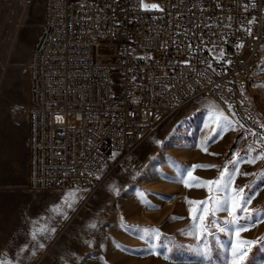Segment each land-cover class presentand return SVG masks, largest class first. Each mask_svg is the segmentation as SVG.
Returning <instances> with one entry per match:
<instances>
[{
  "label": "built area",
  "instance_id": "obj_1",
  "mask_svg": "<svg viewBox=\"0 0 264 264\" xmlns=\"http://www.w3.org/2000/svg\"><path fill=\"white\" fill-rule=\"evenodd\" d=\"M149 1L158 8H144L145 0H42L25 67L31 190L92 195L109 172L143 169L138 149L200 98L229 116L231 104L254 138L264 135L242 100L264 67V0Z\"/></svg>",
  "mask_w": 264,
  "mask_h": 264
},
{
  "label": "rangeland",
  "instance_id": "obj_2",
  "mask_svg": "<svg viewBox=\"0 0 264 264\" xmlns=\"http://www.w3.org/2000/svg\"><path fill=\"white\" fill-rule=\"evenodd\" d=\"M145 4L155 3L145 0ZM23 17V27L17 31ZM43 20L42 0L26 5L18 4L17 0L0 1V113L3 104L4 107L7 103V106H18L21 102L20 94L11 97L9 76L14 71L18 73V80L26 77V45H30L35 32L40 33ZM261 84H264V67L257 88H245L242 100L264 123V87ZM18 89L17 83L15 91ZM213 104L218 106L213 99H196L167 119L137 151L144 168L109 172L92 195L79 188L31 190L20 141L7 177L2 169L6 146L1 144L6 135L0 123V255L6 254L13 264H231V249L235 244L237 251L241 248L248 251L242 264H264V241L247 246L241 244L242 240L255 241L264 237V223L234 235L235 228L249 224L251 218L238 211L235 224L232 223L234 217L229 214L231 188L227 194L213 192L216 199L225 203L205 217L206 232H200L199 222L196 228L191 227L193 220L189 209L195 208L198 215L201 206L185 200L203 201L208 192L204 186L186 187L184 181L189 184L192 178L213 181L221 170L232 168L231 161L236 159L237 153L246 157L250 147L256 149L253 156L264 150V145L238 126L215 135L209 110ZM70 123H75L73 115ZM205 144L207 153L201 150ZM193 165L219 167L192 169ZM238 167L241 173L249 175H236L233 187L243 188L242 196L255 195L247 205L249 212L264 208V159L255 164L242 159ZM185 170H190L191 176L182 175ZM72 192L77 199L68 208L63 202ZM141 193L145 194L143 199L147 203L141 202ZM58 205L62 206L67 218L51 210ZM93 222L96 227L89 228ZM42 226L55 228V232L38 233L37 240H32L30 233ZM137 227L159 229L161 238L151 242L142 239L141 233L135 230ZM41 243L43 248L39 247ZM150 243L159 255L148 251ZM25 245L27 249L20 253Z\"/></svg>",
  "mask_w": 264,
  "mask_h": 264
},
{
  "label": "snow or ice",
  "instance_id": "obj_3",
  "mask_svg": "<svg viewBox=\"0 0 264 264\" xmlns=\"http://www.w3.org/2000/svg\"><path fill=\"white\" fill-rule=\"evenodd\" d=\"M144 8H152L156 9L158 8V5L152 4V5H143ZM237 47H243V45H237ZM220 58H223L224 53L221 51L219 53ZM211 67V65H209ZM260 86L264 87V84H261ZM227 103V102H225ZM232 105H228V111L231 113V116L225 114V111L221 108H219L217 105L213 104L210 107V112H211V122L215 127L213 128V133L215 135H220L221 133H224L227 130H235L237 126H239L241 129H244L248 133H250L252 136L256 137L257 133L252 131L251 129H247L245 125L241 123L240 120L235 119L236 113L232 111ZM250 118V117H249ZM57 120H62L63 118L60 116L56 117ZM261 128H264V123H261L259 125ZM208 127V125H206ZM210 139V138H209ZM257 143L264 145V135L259 136ZM202 151L207 153V147L206 144L202 146ZM253 152H256L255 148H249L248 149V155L246 157H240V154H236V159H233L231 161L232 168L230 170H221L219 176L213 180V181H203L199 178H192V184H189L187 181H184L186 187L190 186H204L206 188V191L208 192V196L205 198L203 201H192L186 198L185 202L192 204V205H199L201 206L199 208V214L196 213L195 208H190V216H192L193 224L192 228L197 227V222H199L200 226V232L203 234L204 232L207 231L206 226L204 225L205 217L212 213L214 214L215 210L218 207H223L224 206V200L222 199H216L213 196V192H220L223 191L225 194H227L228 189H232V197H231V211L230 215H233L234 219L232 221L233 224H235V214L239 211L242 213H247L248 217L251 218V221L249 224H243V225H238L235 230H234V235H239L241 231H250L251 228H254L259 225V223H264V208L260 210H256L253 212H249V209L247 207L248 204L251 203L252 199L255 198V195L252 196H247V195H241L244 192V189L241 187H233L234 185V177L236 175H249L248 173H241L239 171L238 164L239 162L243 159L245 163L248 164H255L258 160L264 159V150L258 152L255 156L252 155ZM115 153L113 154V158L115 157ZM212 155H215L214 153ZM219 166L216 165H193L192 169L195 168H203V169H210V168H218ZM182 175H187L191 176V171L190 170H185ZM99 179V177H96ZM112 190L115 192L116 188L115 186H112ZM258 194V193H256ZM141 202L142 203H147L143 197L145 194L141 193ZM77 196L75 192L69 193L65 196L63 205L71 208L73 203L76 201ZM210 203L213 205L210 207ZM148 206H151L148 204ZM53 212H56L58 214H63L64 218H67V214L63 212L62 206H54L53 209H51ZM171 218V217H170ZM35 223V222H34ZM89 228H95L96 224L90 223L88 225ZM126 228H131L132 226L125 225ZM137 232L141 233L142 239L147 238L150 242L152 240H159L161 238V233L159 229H151V228H145V229H139L138 227L135 229ZM55 228H48L46 226H42L39 228H35L30 234L32 240H37V235L38 233L40 235H43L44 233H54ZM202 239V236H201ZM261 241H264V237H258L255 241H249V240H242L241 244L242 245H254L257 243H260ZM40 248H43L44 245L41 243L39 244ZM27 249V246L25 245L23 248L20 249V253H23ZM150 253L157 254L159 255L158 252H154L151 243L150 247L148 249ZM206 251H204V255L206 258ZM32 255H35V251L32 252ZM248 255V251L246 248H241L239 251H237L236 245L233 244L232 249H231V264H242V262L245 260V258ZM19 256V253H18ZM0 264H13V262L8 259L7 255H0Z\"/></svg>",
  "mask_w": 264,
  "mask_h": 264
},
{
  "label": "crops",
  "instance_id": "obj_4",
  "mask_svg": "<svg viewBox=\"0 0 264 264\" xmlns=\"http://www.w3.org/2000/svg\"><path fill=\"white\" fill-rule=\"evenodd\" d=\"M24 21L25 20L23 17L21 23H19L17 26V31H20L22 29ZM38 36L39 34L35 32L30 41V45H26L27 48L24 57L26 61L25 63H27L26 65H28L31 59L32 51L34 49ZM17 83L19 85V89L16 92L15 89ZM8 88V90H10L11 92V97H13L16 93L20 94L21 102L18 106L16 104L7 106L8 103L5 107L4 104L3 106H1L3 110H1L0 113V123L2 125L3 133L6 135V138H3L1 143L3 146L4 144L6 146L5 155L3 153V156H5V158H3L2 169L5 170L6 176L8 177L10 174L11 159L18 154L17 146L18 141H20L22 159L26 162L29 178V121L28 114H26L29 106V76L26 75V77H21V79L18 80V73L12 71L8 80ZM15 159L17 161V158Z\"/></svg>",
  "mask_w": 264,
  "mask_h": 264
}]
</instances>
